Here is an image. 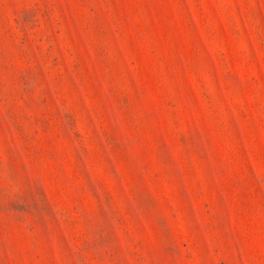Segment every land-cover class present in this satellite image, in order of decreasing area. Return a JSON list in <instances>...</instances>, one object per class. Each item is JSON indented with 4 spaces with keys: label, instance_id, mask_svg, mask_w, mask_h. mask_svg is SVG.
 <instances>
[{
    "label": "rangeland",
    "instance_id": "rangeland-1",
    "mask_svg": "<svg viewBox=\"0 0 264 264\" xmlns=\"http://www.w3.org/2000/svg\"><path fill=\"white\" fill-rule=\"evenodd\" d=\"M0 264H264V0H0Z\"/></svg>",
    "mask_w": 264,
    "mask_h": 264
}]
</instances>
